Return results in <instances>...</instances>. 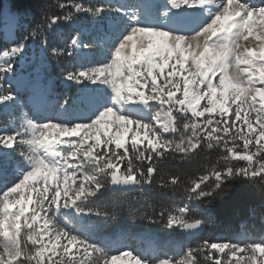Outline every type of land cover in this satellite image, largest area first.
<instances>
[{
	"label": "snow or ice",
	"instance_id": "obj_1",
	"mask_svg": "<svg viewBox=\"0 0 264 264\" xmlns=\"http://www.w3.org/2000/svg\"><path fill=\"white\" fill-rule=\"evenodd\" d=\"M10 15L0 264H264V230L157 255L151 235L144 248L129 234L102 238L124 209L96 206L151 190L160 200L143 218L196 237L213 216L192 204L236 185L264 197V0H53L27 28V12ZM64 61L68 91L57 93L49 68ZM170 193L186 202L165 204ZM252 211L264 219V202Z\"/></svg>",
	"mask_w": 264,
	"mask_h": 264
},
{
	"label": "trees",
	"instance_id": "obj_2",
	"mask_svg": "<svg viewBox=\"0 0 264 264\" xmlns=\"http://www.w3.org/2000/svg\"><path fill=\"white\" fill-rule=\"evenodd\" d=\"M115 0H112L114 3ZM85 2L96 3L97 0H85ZM16 5L22 12H27V19L19 21L25 28L34 26L43 14L53 6V0H0V40H3L9 29L15 28L16 21L11 18L10 9ZM5 11V12H4ZM39 54V50L37 49ZM32 62L34 61L31 59ZM63 66H71L70 61H64L63 65L50 66L49 71L52 74L55 91L63 93L68 91L66 86L58 79L59 73ZM196 166L186 168L185 171L191 174ZM160 197L151 190L141 192L139 190L121 193L118 196L106 194L97 202V207L111 208L120 206L124 211L119 212L117 219L111 224L102 227L100 230L101 237L109 235L115 237L118 233L130 230L138 233H151L167 238H181L182 235L178 230L170 232L162 224H155L144 219L146 215L152 213L149 203L158 204ZM165 204L171 206L173 204H182L186 202L179 194H169L164 198ZM264 202L258 188L254 186L241 187L234 186L233 194L224 200L217 199L211 203L192 204L196 214L208 212L213 216L205 231L198 237L189 241L196 244L202 239L223 240L232 239L238 233H249L259 235L264 230V219L258 212H253L252 208H259ZM131 210V211H129ZM245 222V223H243Z\"/></svg>",
	"mask_w": 264,
	"mask_h": 264
},
{
	"label": "rangeland",
	"instance_id": "obj_3",
	"mask_svg": "<svg viewBox=\"0 0 264 264\" xmlns=\"http://www.w3.org/2000/svg\"><path fill=\"white\" fill-rule=\"evenodd\" d=\"M117 2H118V1H116L115 3H117ZM158 2L161 3V4H163L164 0H158ZM4 12H5V11H4ZM37 49H38V48L33 47V48H31V49L29 50L28 60H27V61L24 63V65H23V68H24V69H28V65L32 62L31 59H33V60H37V59L39 58V55H40V54L37 53ZM16 115H19V113L17 112ZM4 119H5V117L0 116V124L3 123ZM124 234H129V235L135 237V239L129 240L128 242L131 243V244H133L134 247H138V248H144V247H146L147 245L144 243L142 237H144L145 235H151V236L154 238V240L157 242V244H156V249H157L158 247H162V250H161L157 255H162L164 252H169V253H171V252L174 250V248H171V246H172L173 244H178V243H179L178 247H179L180 245H182V244H181V243H182L181 240H174V243H173L172 245H169V246H168L167 244H169L168 241H169L170 239L167 240L166 242H164V240H163L160 236H156V235H153V234H146V233H143V234L137 235V234H131V233H127V232H125ZM240 234H242V233H238V235H240ZM119 235H120V234H119ZM119 235H118V236H119ZM104 239H110V238H108V237H104ZM111 239H113V238H111ZM178 247H177V248H178Z\"/></svg>",
	"mask_w": 264,
	"mask_h": 264
},
{
	"label": "bare ground",
	"instance_id": "obj_4",
	"mask_svg": "<svg viewBox=\"0 0 264 264\" xmlns=\"http://www.w3.org/2000/svg\"><path fill=\"white\" fill-rule=\"evenodd\" d=\"M178 245H179V243H178V244H173V245L171 246V248L176 249V248L178 247ZM161 250H162V247H158V248L156 249V253H155V254H158Z\"/></svg>",
	"mask_w": 264,
	"mask_h": 264
},
{
	"label": "water",
	"instance_id": "obj_5",
	"mask_svg": "<svg viewBox=\"0 0 264 264\" xmlns=\"http://www.w3.org/2000/svg\"><path fill=\"white\" fill-rule=\"evenodd\" d=\"M205 230V229H204ZM204 232V231H203ZM202 232V233H203ZM202 233H200L198 236H200ZM198 236H196V237H198ZM196 237H188L189 239H194V238H196Z\"/></svg>",
	"mask_w": 264,
	"mask_h": 264
}]
</instances>
